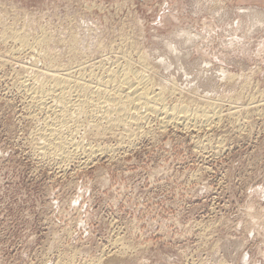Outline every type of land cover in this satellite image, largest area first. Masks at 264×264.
Returning a JSON list of instances; mask_svg holds the SVG:
<instances>
[{
    "label": "rangeland",
    "instance_id": "374dc122",
    "mask_svg": "<svg viewBox=\"0 0 264 264\" xmlns=\"http://www.w3.org/2000/svg\"><path fill=\"white\" fill-rule=\"evenodd\" d=\"M141 55L209 122L83 117L71 159L40 148L28 83ZM0 264H264V0H0Z\"/></svg>",
    "mask_w": 264,
    "mask_h": 264
},
{
    "label": "bare ground",
    "instance_id": "6f19581e",
    "mask_svg": "<svg viewBox=\"0 0 264 264\" xmlns=\"http://www.w3.org/2000/svg\"><path fill=\"white\" fill-rule=\"evenodd\" d=\"M11 33L13 35L11 34L9 38L21 41L24 47L31 45L27 36H19V32L17 33L14 29ZM6 35L8 36V34H5V36ZM34 42L41 45L42 42L44 43V39L37 38L34 39ZM143 56L140 57L141 59L138 61V64L135 63L136 60L133 63V61L124 57L126 59L125 61L116 62V66H109L108 69L102 71L101 74L93 73L92 71L90 75L87 76L83 75V70H79L80 73H78L77 76H73V74L67 73L69 71H60L61 69L59 67L57 68L60 70L55 68L51 70V66H49L50 71L45 73L44 80L39 81L40 83H28L27 86H29L30 89L29 96L33 98V101L35 100L42 108L44 107L48 111V117L46 116L47 118L45 120L46 125L41 128L38 134L41 143L40 148L48 150L60 159H71V157L75 155L76 150L80 149V144L72 139V135L74 131L78 129V123L83 117L92 118V129H96L97 131L99 129L102 130L100 124L106 122L107 128L109 129L123 126V129H126H124V133L127 131L128 136H136L137 130L141 128L139 125L142 123V120L150 117L149 115L151 114L152 116H154V114L160 115L161 118L163 116V127H167L168 124L172 125L173 123L179 122L187 124L190 120L194 121L197 119L198 116L204 121H208L213 117L214 113L213 115L208 114L207 108L202 110L191 109L189 104L187 105V102L186 104H174L175 106L166 105L164 102L166 98L164 97L168 96L164 94V87L158 85L159 83H156L150 77V73H147L152 70L150 68L151 66L149 67L148 65L149 62L147 63V59L145 60ZM55 60H50L52 64H49L54 65L57 62ZM102 67H105V65ZM35 73L36 76L39 71ZM84 74H86V72ZM39 78L41 77L39 76ZM156 84L158 87H161V92L156 91ZM170 88H172V86ZM168 90L170 91V89ZM166 100H168V98ZM92 129L89 131H93ZM106 130L107 129H104V131Z\"/></svg>",
    "mask_w": 264,
    "mask_h": 264
}]
</instances>
